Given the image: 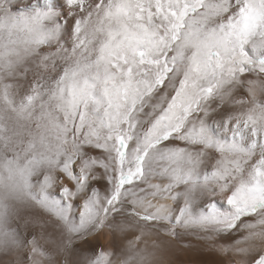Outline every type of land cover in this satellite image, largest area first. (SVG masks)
Listing matches in <instances>:
<instances>
[{
    "label": "snow or ice",
    "instance_id": "obj_1",
    "mask_svg": "<svg viewBox=\"0 0 264 264\" xmlns=\"http://www.w3.org/2000/svg\"><path fill=\"white\" fill-rule=\"evenodd\" d=\"M0 106L11 246V202L30 201L66 246L125 215L264 264V0H0ZM30 245L28 264L48 255Z\"/></svg>",
    "mask_w": 264,
    "mask_h": 264
},
{
    "label": "bare ground",
    "instance_id": "obj_2",
    "mask_svg": "<svg viewBox=\"0 0 264 264\" xmlns=\"http://www.w3.org/2000/svg\"><path fill=\"white\" fill-rule=\"evenodd\" d=\"M21 1L24 2L23 4L28 3V0H19L20 4ZM59 2L63 4L64 0ZM33 71L39 70L33 66ZM32 79L33 72L30 71L28 80ZM26 91L25 84L23 88L16 90V95H23ZM243 94L242 90L237 89L233 96ZM234 107L235 105L227 100L220 105L224 111H231ZM7 115L11 117L10 123H14V114L7 113ZM65 183L70 182L65 180ZM96 186L103 194V181L98 182ZM53 191L58 194V186ZM161 202L176 206V202L171 200ZM11 205L12 212L6 227L9 231H16L20 245L13 247L8 243L7 237L0 236V264H28L26 259L31 252L30 242L33 237L48 255L33 256L32 264L37 262L38 264H84L94 251L98 253L102 249H110L114 252V264H122L129 257L132 258L131 264H240L246 259L243 254L236 251L221 253L210 248L205 241L196 239L192 234L194 229H181L182 235L179 239L170 238L162 233L149 231L134 218L125 215L114 216L109 220L108 227L93 233L87 240L73 237L72 244L66 246L65 241L68 237L62 234V229L55 226V218L51 214L30 201H12ZM142 231L144 235L136 240ZM240 236L241 233H234L227 237H218L216 245L232 244ZM131 241L134 244L130 246ZM256 243L258 244L259 241Z\"/></svg>",
    "mask_w": 264,
    "mask_h": 264
},
{
    "label": "rangeland",
    "instance_id": "obj_3",
    "mask_svg": "<svg viewBox=\"0 0 264 264\" xmlns=\"http://www.w3.org/2000/svg\"><path fill=\"white\" fill-rule=\"evenodd\" d=\"M24 2L21 1V5L23 4ZM158 182V181H157Z\"/></svg>",
    "mask_w": 264,
    "mask_h": 264
}]
</instances>
